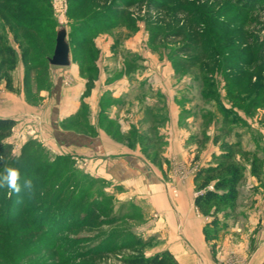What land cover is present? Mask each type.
I'll return each instance as SVG.
<instances>
[{"label":"rangeland","instance_id":"rangeland-1","mask_svg":"<svg viewBox=\"0 0 264 264\" xmlns=\"http://www.w3.org/2000/svg\"><path fill=\"white\" fill-rule=\"evenodd\" d=\"M10 1L0 0V36L3 38L0 46L10 44L17 53V64L22 62L23 68L17 72L19 74L12 72L10 87L5 80H0V113L3 114L23 108L21 101L24 96L26 103L39 110L43 104L41 101L48 97H41V92L52 93L53 71L56 69L42 61V54L31 53L37 64L30 66L20 59L25 45L21 48L19 42L24 43L26 32H20L18 40L15 39L16 27L8 12L17 11ZM75 1L82 0H51L52 13L47 7L40 13L43 17H53V32L61 25L65 26L70 34L72 58L81 64V74L93 65L94 72L86 77L90 80L95 78L99 55L100 66L105 67L104 64L108 63L111 69L122 66V58L127 56V71L136 72L130 93L137 94L143 89L140 84L144 78L160 73L162 84L155 82L153 77L150 79L151 96L159 88L166 89L169 97L178 94L184 109L180 121L182 135L186 136L181 145H174L171 161L166 163L161 156L165 145L162 138L154 136V147L151 146L152 141L146 143L143 139L141 142L138 137L131 140L130 144L134 143V146L140 143L144 155L135 162L139 165L137 170L151 168L153 176L140 177L138 174L120 181L117 173L109 174L110 169H105L108 160L99 161L65 152L63 147L68 149L70 140L69 137L65 140L63 131L79 132V121L60 124V134L55 136L48 122L37 119V115L15 117V127L0 133V173L7 166L18 168L22 185L41 163L49 166L44 170L48 173L38 172L35 177L40 179L49 173L51 175L43 185L39 179L36 180L31 194L22 190L19 195H9V189L0 188V264H128L130 259L152 257L165 251L172 254L174 263L181 264L179 257L165 248L171 243L166 235L172 229L175 231L177 225L172 219L167 234L163 233L160 219L164 210H159L163 201L158 199L153 205L152 197H157L158 192H143L139 184L143 180H151L154 184L164 185L167 201L175 211L180 201L177 184L182 185L183 191L194 188L190 194L195 201L206 189H213L215 180L206 188L203 186L211 177L202 173L209 167L203 165L205 157L210 156L212 150L216 153L225 149V152L230 150L232 153V162L244 168L239 189L253 179L255 185L249 187L253 189L252 197H255L253 205L257 209L264 206V61L248 67H241L234 61L239 55L264 56V0H252L249 6L247 0H85L83 7L71 11ZM102 13L110 21L100 20L107 27L93 35V40L88 38L90 34L87 32L73 33L82 21L88 22L92 15ZM44 31L49 33L47 28ZM46 41L43 43H52L53 38ZM92 45L96 48L95 53ZM44 52L49 57L53 55L50 50ZM87 53L92 55V63L83 58ZM134 57L135 62L131 64ZM131 66H135V70ZM241 71L243 75L240 76ZM216 73L219 81L216 91L225 95L224 82L229 83L228 98L239 107L229 122L223 124L221 118L224 115L217 104H208L202 97V92L207 89L204 79L211 81L213 74L216 80ZM16 80L22 88L17 87ZM144 88L149 91L147 84ZM20 92L23 95H19ZM211 98L214 101L215 96ZM169 102L168 116L172 117L168 120L175 128L176 115L172 109L177 110V107L172 100ZM151 106L159 104L152 100ZM204 111H214L218 115L217 121L204 118ZM165 114L162 111L155 117L146 115L141 126L149 130L154 124L163 126ZM215 127L221 131L214 130ZM213 130L216 138L211 140L205 133L209 131L211 134ZM168 137V144H171L172 138ZM193 147L197 149L191 150ZM180 151L186 154L184 158L180 157ZM217 163L219 161L214 160L213 165ZM154 167H160L163 176L160 172L154 176ZM166 168L176 171L178 179L168 178L164 171ZM193 180L194 186L191 185ZM239 195L235 207L229 209L228 214L217 212L218 219L225 225L219 229L207 227L214 216V204L200 211L195 203L205 222L203 236L208 244L217 240L216 251L221 255L218 259L214 256L215 264H250L253 257L258 261L255 264H264V228L263 232L260 231L261 225L259 234L254 236L227 230L231 227L228 223L234 221L232 217H239ZM219 217L226 218L221 220ZM176 231L181 233L179 226ZM213 237L215 239L211 240ZM187 264H191L190 259Z\"/></svg>","mask_w":264,"mask_h":264},{"label":"crops","instance_id":"crops-1","mask_svg":"<svg viewBox=\"0 0 264 264\" xmlns=\"http://www.w3.org/2000/svg\"><path fill=\"white\" fill-rule=\"evenodd\" d=\"M95 44L97 49L101 51L100 46L96 42ZM111 51L112 50L110 49V53ZM70 53L71 65L69 67H55L56 69L53 71L54 77L52 80V93L49 94V92H41V97H48L41 101L43 104H41L42 106L39 107V110H36L29 103H26L24 96V100L21 101L23 108H19L15 113H0V118L15 120L16 118H20L22 116L32 117L33 115H37V119L48 122V125L51 126L55 132V136H59L57 133L60 134V124L76 123L79 121V132L77 130L63 131L65 140L68 139L67 137H69L70 140L69 148L67 149L63 147L65 152L68 151L69 154L71 153L78 154L80 156L92 157L93 159L99 161L108 160L109 163H107L108 166L105 169H110L109 174L117 173L120 181L125 177L138 174L140 177L142 175L152 177L153 174L151 173V168H147L148 170H146L140 167L141 169L139 171L137 170L139 165L135 162L136 160L141 159V156L143 155L141 153L142 149L140 150V143L134 146V143L130 144V141L133 139L136 140L138 137L141 142L143 139L146 143L147 141H152L151 146L154 147L156 140H153V138L154 136H158L159 138L165 140V145L163 147L164 150L161 152V156L163 160H165L164 162L166 163L169 160L171 161L170 156L174 153V145H181L186 136L184 134L182 135L183 128L181 126L182 124H180V121L183 119L181 117L184 110L183 101H181L180 97H177L178 94L174 97H169L167 90L162 88L157 89L154 93L155 95L153 97L151 96L152 91L150 90L152 88L150 86L152 85L149 83L151 81L150 79L153 77L155 82H160L162 84V77L160 73L152 74V77L147 78H144V75H142L144 79L140 85L143 89H140V93L131 94L130 86L131 82H133V78L136 76V72L127 71L125 66L128 64L127 60H129L127 56L122 58L120 63L122 66L118 65L119 68L117 67L111 69L109 68L108 63L104 64L105 67L100 66L101 58L99 55L95 65V78L90 80L86 77L88 74L87 72H84L85 74H81V64L73 61L71 45ZM135 59L136 58L134 57L133 61L130 63L134 64L133 62H135ZM22 68L23 63L20 62L14 70L15 72H13L17 73ZM131 68L132 70H135V66H131ZM65 77L69 80L68 83L66 82L67 80L63 81ZM16 81L18 84L19 80ZM146 84L148 86L147 90L149 91H146L144 88ZM17 87L20 89L21 83L18 84ZM4 91L7 92V90ZM19 95H23V93L20 92ZM13 98H15V96ZM135 100H137V104L135 103ZM152 100H154L155 103H158L159 106H151ZM169 100H172V103L175 107H177V110L172 109L176 115L175 128L168 120L169 117H172L170 115L168 116L170 113L168 108L170 106ZM221 101L224 107L228 109L231 108V104L225 99V95L221 94ZM138 105H140V107H138ZM234 110L236 111L237 108H234ZM162 111L167 114L163 117V121H165L163 126L154 124L150 126V130L141 126V122L145 119L146 115L147 117L148 115L150 117H155L158 113L162 114ZM217 116L218 115L214 113V111H204L203 113V117L207 120L212 118V121H214L217 119ZM221 121L222 124L225 123L224 116H222ZM169 124L172 125V128ZM215 129L218 131L220 130L216 127L214 130ZM214 130L211 134L209 131L205 133L207 137L211 138V140L216 138ZM168 136H171L172 138L171 144H168ZM212 143L214 144L213 141ZM194 149H197V147H193L191 150ZM209 149L210 147L208 145L207 150ZM137 151H139V153ZM152 151H155V149ZM214 152L215 151L212 150L209 153L210 156L205 157L206 163L203 165L214 166V160H216V158L223 153L222 150H219L216 153ZM179 154L181 158H184L186 155L181 151ZM154 168L156 169V172L155 169H152L154 171V176H158L159 172L163 176L160 167ZM164 171L166 172L168 178L173 180L178 179L179 174H177L176 171H168L167 168L164 169ZM181 173L183 174V172ZM141 183L142 184H139L143 189L141 191L146 193H150L151 191H155V193L158 192L159 195L157 197L156 195L155 197H152L154 198L153 205L155 202H158V199L163 201L161 203V207L163 208L160 207L159 209L160 211L162 209L164 210H162L163 212L160 219V222L162 221V223L159 222L160 227L164 230L163 233L165 232V235L167 234L169 230L168 227L171 224L172 219L177 225L176 229H178L179 226L181 233L177 232L174 228L175 231L172 229L171 232L168 233L169 235H166V238L169 239L168 241H171V243H169L165 248L170 250L175 256L179 257V262L181 264H187L189 259L191 264H215L214 256L218 259L221 252L218 250L216 251L217 240H214L213 244H208L205 241V237L202 232L205 222L202 220L203 218L201 215L197 212L194 206L195 200H193V196L190 194L191 190L194 188H188V190L183 191L181 190L182 185H176L178 187V191L180 192V201L177 202L175 211H173L171 210V205L168 203V199L164 193L167 189L164 185L163 187L157 185V183L154 184L151 180H143ZM191 185L194 186V180L191 182ZM254 185L253 179H250L246 186L241 185V190L239 189V217H232L234 221H230V223H228V225L231 226L229 227L230 229L227 228L228 231L230 230L232 232L236 230L241 234H246L247 236L253 234L254 236L256 233L259 234V225L262 226L260 231L263 230L264 206L261 207L262 209H257V207H254L253 205L255 197H252L253 189H250L249 187H253ZM225 218H221V220H225ZM160 230L162 231V229ZM186 257L190 258L188 259ZM255 262L257 263L258 261H256L253 257L250 264H255ZM259 264L262 263L259 262Z\"/></svg>","mask_w":264,"mask_h":264},{"label":"trees","instance_id":"trees-1","mask_svg":"<svg viewBox=\"0 0 264 264\" xmlns=\"http://www.w3.org/2000/svg\"><path fill=\"white\" fill-rule=\"evenodd\" d=\"M82 1H75L71 6V11H76L77 9L83 7L85 2ZM259 1V0H257ZM12 5H15V11L17 12H8L9 13V19L13 22L15 25V39L18 40V36L20 35V32H26L25 35H23V44L19 42V47L22 48L25 47L24 50H21V58L24 64L30 66L29 64H37L35 63V59L32 58L31 53H35L37 56L42 54L43 56L42 61L48 62L49 54H44V51H52L54 53L55 44H56V32H53L54 28V19L52 16L49 17H43V15L40 13L45 7H47L50 10V13H52L51 10V0H12L10 1ZM15 2V3H13ZM247 6H249L252 3V0L246 1ZM73 13V12H71ZM101 19H107V21H110L108 19V16L104 13L101 15H92L88 22L82 21L79 26L73 30V33L81 32V33H89L88 36L89 39L93 40L92 37L95 35L100 29L107 27V24L105 22L100 23ZM100 23V24H99ZM93 25H96L93 28ZM47 28L48 34H45L44 29ZM70 34L68 33V37ZM87 36V35H86ZM50 37L53 38L52 43H47V39ZM3 40L2 36H0V42ZM45 42V43H43ZM69 43L71 45L70 39ZM43 44L45 46H43ZM94 44V42L92 43ZM43 46V47H42ZM92 52H96V48L91 46ZM83 58L88 61L89 63H92V55L85 54ZM238 58V59H237ZM234 61H237L241 67H248L252 66V64L255 63H262L264 61V56L262 55H256V56H243L239 55ZM249 58V60H248ZM221 61L224 60L223 58H220ZM214 60V59H213ZM18 62V57L15 49L10 44H3L0 46V80H5L7 82V86H11V74L14 71L16 65ZM45 64V63H43ZM225 69V68H224ZM87 73L94 72L93 65L89 67L88 70H86ZM221 73V72H217ZM217 73L214 75H211V78L209 80L204 79L205 85L207 84V89H205L202 92V97L204 99H207V102L210 104L214 102L217 104L219 110L223 113L225 123L229 122L230 116L235 114L234 108H239L237 104L230 98H228L229 93V83L224 82L223 89L225 91V99L231 104V108L224 107L221 101V94L219 91H216V85L219 84V81L217 80L216 76ZM239 75H243V72L241 71ZM225 76H228L225 74ZM226 79V77H225ZM203 81V82H204ZM215 96L214 101L210 100L211 97ZM252 104V102H251ZM16 121L13 119L8 118H0V133H4L7 131H10L13 127H15ZM223 148L225 147L224 143L222 144ZM225 150V149H224ZM221 156L216 158L219 163H217L214 166H209L205 169H203V172H205V175H210L211 177L208 178L207 182L204 183V188H206L209 183L212 180H215V184L213 189H206L204 193L201 195H198L196 198V207L203 211L205 208H207L209 205L214 204L215 210L212 215V221H210L207 225L209 228H215L219 229L220 227H225L224 223H221L218 219L217 212L223 213V215L228 214V210L232 209L236 205V199L239 193V184L243 180V170L244 168H240L238 163L235 161L232 162V156L231 152L224 151ZM25 152V151H24ZM24 155V154H23ZM22 155V156H23ZM29 162V161H28ZM48 165L42 166L41 163H38L37 167L34 170V173L32 174L31 179L33 180V183L36 182V180L39 179L35 177V175L38 174V172H44L45 174L46 169H48ZM36 173V174H35ZM50 174V173H49ZM45 175L44 177L40 178L39 181L43 185L45 184V179L48 178L51 175ZM53 174L55 175L56 172L54 171ZM53 175V177H54ZM52 177V178H53ZM206 238H208V233L206 231ZM211 239V238H210ZM213 237L211 240H214ZM128 264H177L174 263L173 256L170 252L165 251L160 254H156L152 257H143L139 256L133 259H130L127 261Z\"/></svg>","mask_w":264,"mask_h":264},{"label":"clouds","instance_id":"clouds-1","mask_svg":"<svg viewBox=\"0 0 264 264\" xmlns=\"http://www.w3.org/2000/svg\"><path fill=\"white\" fill-rule=\"evenodd\" d=\"M21 172L18 168L7 166L3 173H0V188L9 189V195L15 193L19 195L21 191L31 194L33 191V180L25 178L21 185Z\"/></svg>","mask_w":264,"mask_h":264},{"label":"water","instance_id":"water-1","mask_svg":"<svg viewBox=\"0 0 264 264\" xmlns=\"http://www.w3.org/2000/svg\"><path fill=\"white\" fill-rule=\"evenodd\" d=\"M53 67H69L71 65L70 43L65 26L58 27L56 32V44L53 55L48 59Z\"/></svg>","mask_w":264,"mask_h":264}]
</instances>
